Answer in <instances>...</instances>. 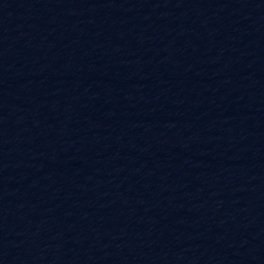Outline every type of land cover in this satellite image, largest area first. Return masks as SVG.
<instances>
[{"label": "water", "instance_id": "95a60500", "mask_svg": "<svg viewBox=\"0 0 264 264\" xmlns=\"http://www.w3.org/2000/svg\"><path fill=\"white\" fill-rule=\"evenodd\" d=\"M0 264H264V0H0Z\"/></svg>", "mask_w": 264, "mask_h": 264}]
</instances>
